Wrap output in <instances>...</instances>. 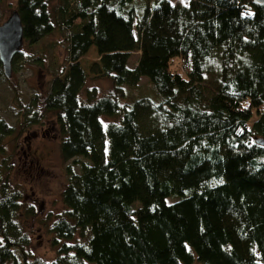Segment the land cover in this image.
Instances as JSON below:
<instances>
[{"label":"trees","instance_id":"1","mask_svg":"<svg viewBox=\"0 0 264 264\" xmlns=\"http://www.w3.org/2000/svg\"><path fill=\"white\" fill-rule=\"evenodd\" d=\"M171 1L14 0L12 71L42 66L52 36L66 56L14 125L0 117V264H264V5ZM142 78L157 102L132 100ZM45 126L67 181L41 227L6 146Z\"/></svg>","mask_w":264,"mask_h":264},{"label":"rangeland","instance_id":"2","mask_svg":"<svg viewBox=\"0 0 264 264\" xmlns=\"http://www.w3.org/2000/svg\"><path fill=\"white\" fill-rule=\"evenodd\" d=\"M10 1L11 4H8L9 0H0V24L13 12L11 6L14 4V0ZM189 2L190 0H172L171 4L187 6ZM46 41L47 51L45 55H42V66L25 65V67L12 71L10 79L0 82V117L9 125H14L16 122V112L13 110L16 103L18 104L16 97L20 98L22 103H26L35 95L44 94L49 87L52 75L56 72V68H61L65 63L64 46H58L52 50L49 45L59 42V38L52 36ZM138 55V53L131 54L130 67L136 63ZM97 59L95 52L91 50L81 60V63L86 67ZM86 87L95 88L97 93L101 95L110 90V83L105 79L93 78L88 79ZM130 93L134 96L132 100L145 97L154 102L158 101L152 87L144 78L141 79L139 87ZM47 128H49L48 132H46ZM42 130H45V133ZM33 131L35 134L32 132L25 134L16 141L11 139L6 148L15 150L13 159L16 167V178L13 180L24 187L27 201L33 203L36 201L39 215L35 223L38 224L41 223V217H46L48 214L55 216L60 213V194L67 181V175L64 171L67 164H63L59 155V138L56 129L52 130V127L45 126L41 129L35 127ZM72 168L73 172L76 173L77 167ZM41 229L43 228L36 229V226L33 227L31 250L34 256L50 260L53 257V250L49 247L47 238H43Z\"/></svg>","mask_w":264,"mask_h":264},{"label":"water","instance_id":"3","mask_svg":"<svg viewBox=\"0 0 264 264\" xmlns=\"http://www.w3.org/2000/svg\"><path fill=\"white\" fill-rule=\"evenodd\" d=\"M255 4L264 5V0H253ZM23 46V28L17 12L0 24V63L6 79L12 76V61Z\"/></svg>","mask_w":264,"mask_h":264}]
</instances>
